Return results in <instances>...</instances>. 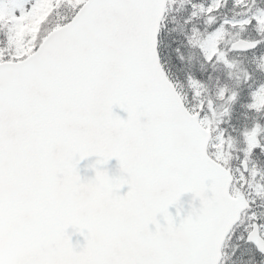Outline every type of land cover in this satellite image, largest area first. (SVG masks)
Listing matches in <instances>:
<instances>
[{
    "label": "snow or ice",
    "instance_id": "1",
    "mask_svg": "<svg viewBox=\"0 0 264 264\" xmlns=\"http://www.w3.org/2000/svg\"><path fill=\"white\" fill-rule=\"evenodd\" d=\"M0 264H264V0H0Z\"/></svg>",
    "mask_w": 264,
    "mask_h": 264
},
{
    "label": "water",
    "instance_id": "2",
    "mask_svg": "<svg viewBox=\"0 0 264 264\" xmlns=\"http://www.w3.org/2000/svg\"><path fill=\"white\" fill-rule=\"evenodd\" d=\"M120 115L123 116L124 114H123V113H120ZM81 167L83 168V165H82ZM110 167L112 168L113 171H115V161H112V162H111ZM82 174H83V173H82ZM184 199H185V201H187V200H188V197H185ZM185 206L187 207V204H185ZM77 239H81V242H82V238H79V237H73V242L75 243V241H76Z\"/></svg>",
    "mask_w": 264,
    "mask_h": 264
}]
</instances>
